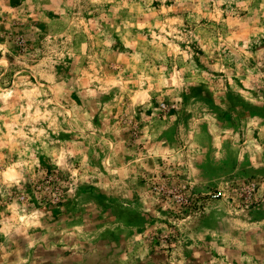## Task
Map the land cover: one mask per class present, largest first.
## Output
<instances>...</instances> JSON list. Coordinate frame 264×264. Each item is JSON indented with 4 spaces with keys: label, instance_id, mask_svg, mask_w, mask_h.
Returning a JSON list of instances; mask_svg holds the SVG:
<instances>
[{
    "label": "rangeland",
    "instance_id": "1",
    "mask_svg": "<svg viewBox=\"0 0 264 264\" xmlns=\"http://www.w3.org/2000/svg\"><path fill=\"white\" fill-rule=\"evenodd\" d=\"M0 264H264V0H0Z\"/></svg>",
    "mask_w": 264,
    "mask_h": 264
},
{
    "label": "built area",
    "instance_id": "2",
    "mask_svg": "<svg viewBox=\"0 0 264 264\" xmlns=\"http://www.w3.org/2000/svg\"><path fill=\"white\" fill-rule=\"evenodd\" d=\"M255 188V186H253V189ZM222 195V192L221 191H217L214 195V197H219Z\"/></svg>",
    "mask_w": 264,
    "mask_h": 264
},
{
    "label": "crops",
    "instance_id": "3",
    "mask_svg": "<svg viewBox=\"0 0 264 264\" xmlns=\"http://www.w3.org/2000/svg\"><path fill=\"white\" fill-rule=\"evenodd\" d=\"M139 142H142V141L140 140ZM144 147H145V145H144ZM124 166H126V165L124 164ZM118 168H120V166Z\"/></svg>",
    "mask_w": 264,
    "mask_h": 264
}]
</instances>
